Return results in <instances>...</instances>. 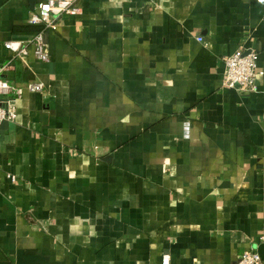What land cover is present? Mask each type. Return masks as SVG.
<instances>
[{
  "label": "crops",
  "instance_id": "0c3cea01",
  "mask_svg": "<svg viewBox=\"0 0 264 264\" xmlns=\"http://www.w3.org/2000/svg\"><path fill=\"white\" fill-rule=\"evenodd\" d=\"M41 1L0 0L4 75L44 84L0 124V264L264 263V0H78L13 58Z\"/></svg>",
  "mask_w": 264,
  "mask_h": 264
},
{
  "label": "built area",
  "instance_id": "2783aa9c",
  "mask_svg": "<svg viewBox=\"0 0 264 264\" xmlns=\"http://www.w3.org/2000/svg\"><path fill=\"white\" fill-rule=\"evenodd\" d=\"M78 0H43L41 1L28 23L40 24L42 28L28 37L10 39L5 47L12 51L13 58L25 56L32 49L35 58L39 61L50 60V50L45 38L46 29L52 27L55 20L65 13L79 12ZM256 51L240 46L236 51L224 56L225 70L223 83L236 87L239 90L254 91L257 88V77L263 74L257 64ZM12 67V60L0 65V124L3 121L13 120L17 116L16 101L26 92H41L44 84L30 80L26 83L11 82L5 71ZM13 178V176H11ZM264 239V233L260 236ZM162 264H171L169 255H163ZM235 264H264L258 250L244 249Z\"/></svg>",
  "mask_w": 264,
  "mask_h": 264
},
{
  "label": "trees",
  "instance_id": "16d2710c",
  "mask_svg": "<svg viewBox=\"0 0 264 264\" xmlns=\"http://www.w3.org/2000/svg\"><path fill=\"white\" fill-rule=\"evenodd\" d=\"M17 31L32 34L42 28L40 24L25 23L15 27Z\"/></svg>",
  "mask_w": 264,
  "mask_h": 264
}]
</instances>
